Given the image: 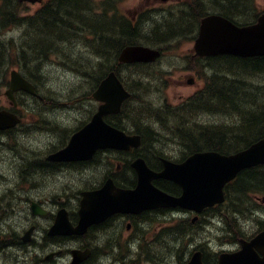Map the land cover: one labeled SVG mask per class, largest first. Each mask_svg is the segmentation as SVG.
Returning <instances> with one entry per match:
<instances>
[{"label":"flooded vegetation","instance_id":"af4514ba","mask_svg":"<svg viewBox=\"0 0 264 264\" xmlns=\"http://www.w3.org/2000/svg\"><path fill=\"white\" fill-rule=\"evenodd\" d=\"M186 56L194 61L200 59L192 50ZM190 75L194 78L195 74L188 73L187 77ZM21 95L16 94L17 97ZM31 99L41 100L43 97L39 95ZM6 100L8 105L0 102V111L14 113L21 122L16 127L0 130V264H158L149 258L152 246L162 243L168 251L174 252V244L179 246L182 241L186 242L187 250L181 264L189 261L195 251L201 252L204 264H217L219 253L238 250L239 237L233 229L238 224V204L232 185L226 190L225 204L200 212L179 208L113 212L96 223L80 224L79 212L85 193L97 191L110 181L109 189L136 188L138 176L131 163L138 155H148L142 157L152 171L158 173L163 169L165 157L157 151L160 144L158 131L152 130V137L141 136V140L151 138L148 144L154 145L153 150L141 148L129 152V156L117 151L99 150L92 158L81 161L49 159L66 147L72 134L84 127L93 115V109L88 114L89 119L83 120L70 134L62 132L67 140L59 147L38 158H30L26 152H15L13 147L15 133L24 126L23 113L28 109H19V106L15 109ZM40 117L35 119L36 123L44 121ZM180 132L172 131V134L183 146L187 140ZM201 133L199 142L205 145L206 132ZM169 159L176 163L183 161L180 158ZM249 173L251 178L264 177V165L249 169ZM69 175H78L81 182H59ZM151 183L169 195L181 194V189L171 181L156 179ZM250 183L264 189L262 182ZM228 192H232L229 202ZM263 195L262 192L250 194L254 205L249 208V213L260 219H264ZM256 220L259 226L264 227V221ZM206 229L225 234L233 247H226L219 253L207 251L209 247L201 237ZM143 247L148 255L144 254Z\"/></svg>","mask_w":264,"mask_h":264},{"label":"rangeland","instance_id":"374dc122","mask_svg":"<svg viewBox=\"0 0 264 264\" xmlns=\"http://www.w3.org/2000/svg\"><path fill=\"white\" fill-rule=\"evenodd\" d=\"M184 1L185 0H124L119 10L126 17L131 18L141 12H148L147 10L150 12L149 15L151 13L158 14L159 12H165V10H173ZM202 1L206 2L205 12H215V9L212 7L213 3H209V0ZM177 2L180 3L176 4ZM37 6L39 5L26 4L25 11L32 14ZM263 11L264 0H249L245 16H242V18L237 17V19H240L241 22H248L247 20L250 18L252 19L253 16ZM158 17L157 20H162L163 22V18L160 16ZM165 25L166 24H164V26ZM146 30L147 28L144 27L143 31ZM193 35L189 33L173 41L171 45L165 48L163 57L158 63L140 71L141 79L146 85L143 90H135L136 97L128 108L126 118L123 120L126 126H128V129H135L133 128V124L135 123L139 126V129L143 130V125L145 124L149 129L155 132L158 131L157 139L160 141V144L157 151L165 154V156L171 159H177L183 155L181 145L177 143L178 140L172 134V130H174V128L171 127L172 123H168L170 119L165 113L160 114V120L158 117H151L150 114L155 115V110L148 108L161 107L164 105L174 108L202 87V83H200L202 80L201 78H195L196 83L194 84L192 82V84H189V81L192 80V75L187 77L188 73H194V71L191 70V62L186 60L185 57L188 51L193 47ZM23 36L24 32H22V29L10 28L0 32V42L8 45L7 42L10 40L9 46L11 49L9 51L13 53V51L17 49V44L23 41ZM65 51L68 55L66 59L52 56L35 60L33 56L29 55V60L26 61L27 65H25L22 58L15 57V55L12 54L8 59V66L0 70V102H4L8 105L3 95L6 90L5 84L9 79L8 73L12 69L21 70L26 73L22 68L20 69V65L22 64L37 75L36 77H32V81L38 88V94L43 97L41 100H32L29 96L21 95V101L26 105L28 112L23 113V118L25 119L23 123L24 126L19 132L15 133L13 145L15 152H26L27 156L30 158H38L39 156L45 155L67 140V137L65 138L66 134L62 132L65 131L67 135L70 134V132L80 125L83 120L87 121L89 112L93 110L94 102L90 97V91L92 90V81H94L93 74L98 72L97 68H99L97 66V59L93 56L90 49L86 47L84 40H75L73 43L67 44ZM106 65L108 66L109 63L107 62ZM121 72L122 76L125 77L124 79L130 83L133 71L128 68H122ZM228 72L229 77L239 79L243 77L240 80L243 87L240 90L241 92L247 91V88L255 89V93H258V91L260 92L262 89L264 90V72L250 74L245 73L244 70H240L238 67H232ZM201 74L208 77L211 76L213 72L205 67ZM136 76H138V74ZM229 80L230 79H228V81ZM237 87H239V85H237ZM252 94L254 93H250L249 96H252ZM255 96L256 95H253V97ZM261 96H257V98L254 99L255 101L253 102L256 106L259 105L262 100ZM20 108L23 107H19V109ZM136 108L142 110L141 117H139L138 120L131 119V117L129 119L132 109ZM38 116H41V120H44L42 123H36L35 119L38 118ZM191 120L194 122H191ZM195 120L197 123L211 128V126L223 125L228 127L232 125L237 126L240 119L237 115L232 114L231 111H201L197 115L188 118V121H190V123L187 122L189 132L192 126V130L196 132L202 131L195 127ZM171 122L173 121L171 120ZM32 124H36L37 126ZM53 125L57 127L52 128ZM61 133L63 134L62 137H60ZM244 135L248 136L247 132H245ZM230 136L231 132H225L223 140L228 139ZM149 148L153 150L154 145L150 144ZM67 180L72 181L74 184L81 182L78 175L66 176L65 179L59 182L62 183ZM54 183L56 184L57 181H54ZM242 200L244 204L239 206L241 214L237 217L239 224L233 229H239L240 232L249 235L256 231L259 226V222L256 219L262 220L260 222H263L264 219L257 218L249 213V208L254 205L250 195H244ZM262 208L264 211V207ZM201 237L209 247L207 251L212 250L219 253L222 249L233 247L230 245L232 242L228 237L223 236L222 233H218V231L213 229H206ZM185 250H187V244L183 241L179 246H177L176 243L174 244V252L168 251L165 244H155V247L152 246V253L149 254V258L154 259L158 264H181L186 258L184 257ZM143 252L145 255H148L144 247Z\"/></svg>","mask_w":264,"mask_h":264},{"label":"trees","instance_id":"16d2710c","mask_svg":"<svg viewBox=\"0 0 264 264\" xmlns=\"http://www.w3.org/2000/svg\"><path fill=\"white\" fill-rule=\"evenodd\" d=\"M123 1L47 0L38 6L32 14H29L25 11V4H19L16 0H0V32L10 28H20L24 32L23 41L19 42L20 46H16L17 49L13 53L9 51L5 44L0 42V63L7 61L12 54L15 57L26 60H29L28 55L33 56L35 60L49 58L50 56L60 57L66 55L67 44L73 43L75 39L85 37L90 39L88 40V45L93 48V52L101 60L98 65L99 68H97L98 72L94 74V82L97 84L107 71L115 70L117 73L119 72L121 67L115 65V63L112 65V63L122 47L139 44L144 39L141 38L142 34L144 33V36H146L145 33L148 30L152 39L149 38L150 41L145 43L159 45L166 40L165 38L171 31L182 26L184 20L189 19L194 23L203 17L206 7V2L194 0L184 8L172 11L174 20H170L168 15H164L161 23L150 24L147 21L139 25V23L131 22L120 13L119 7ZM209 1V3H213L212 7L215 12L239 25L253 23L257 16L262 13L253 16L252 19L250 18L249 20L251 21L241 22L237 17L242 18V16H245L249 0ZM164 24L169 26H164ZM144 27L147 28L146 31H143ZM104 60L109 63L108 66H106L107 62ZM209 61H213L208 66L213 71V74L206 79V87L203 92L178 104L173 109L166 105L160 108L150 107L148 109H154L156 117L165 113L170 119L168 123H172L173 127H178L179 129L187 127V122L190 123L188 118L197 115L201 111H231L240 120L237 126H232V128L234 127V135L226 144L222 143L225 130L219 133V130L214 131L212 128L200 125L196 120L195 125L198 126L197 128H202V131L206 132V145L204 147L198 144L200 135L195 136V132L184 130L181 134L185 135V140H187L185 146L190 151L235 152L264 137V90L262 89L260 92L255 93V89L247 88V91L241 92L240 90L243 87L240 79L235 84L236 81L233 80V77H229L228 71L232 67H238L240 70H244L245 73L250 74L264 72V57L239 59L222 56ZM216 63L222 65L218 67ZM142 67L144 66L139 64L127 66L128 69L133 71L130 83L126 82V88L131 92L130 98L132 99H135L134 94L137 87L143 90L146 85L141 80L140 70ZM1 68H3L2 65H0ZM137 74L138 76H136ZM228 79L230 80L228 81ZM250 93L254 94L249 96ZM253 95L256 96L253 97ZM257 96H261L262 100L256 106L253 101H255L254 99ZM128 106L127 103L123 106L121 115L128 111ZM141 114L142 110L139 108L132 109L129 119L131 117V119L138 120ZM150 116L152 117L153 115L150 114ZM108 122L114 126L122 127L118 117L110 118ZM191 122L194 121L191 120ZM232 128L228 132H231ZM245 132H247L248 136L244 135ZM230 141L238 142L230 144ZM251 177L249 171L240 174L235 184V192L238 196L243 197L244 193L247 192L248 184H251L250 182L264 183V177H257L256 179ZM254 179L255 181H253ZM240 204L242 206L244 203L241 201Z\"/></svg>","mask_w":264,"mask_h":264},{"label":"water","instance_id":"95a60500","mask_svg":"<svg viewBox=\"0 0 264 264\" xmlns=\"http://www.w3.org/2000/svg\"><path fill=\"white\" fill-rule=\"evenodd\" d=\"M19 3H40L42 0H17ZM194 50L198 56L229 55L238 58L264 57V14L254 24L238 26L220 15L204 17L199 26ZM157 50L145 46H127L118 56L123 64L150 63L159 57ZM33 92V88L18 72L10 74V86L6 95L12 100L15 91ZM102 104L83 129L75 133L67 147L49 159L54 161L85 160L98 149L128 150L140 144L138 136H127L123 131L107 124L103 117L120 112L124 100L129 97L114 72L99 83L92 94ZM15 116L0 112V130L13 127ZM264 163V138L248 148L232 155L216 152H199L189 156L181 164L164 161V170L152 173L142 159L132 163L138 175V185L131 191L112 193L108 184L102 189L84 194L81 202L80 224H88L95 218L113 212L132 213L158 206H178L200 212L203 208L223 201L222 188L243 169ZM169 179L182 188L178 198L168 196L151 184L153 179ZM89 217V218H88ZM241 249L221 254L218 264H264V232L250 241H240ZM187 264H202L200 253H195Z\"/></svg>","mask_w":264,"mask_h":264}]
</instances>
